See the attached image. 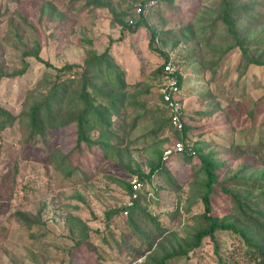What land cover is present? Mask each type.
<instances>
[{
    "label": "rangeland",
    "instance_id": "374dc122",
    "mask_svg": "<svg viewBox=\"0 0 264 264\" xmlns=\"http://www.w3.org/2000/svg\"><path fill=\"white\" fill-rule=\"evenodd\" d=\"M145 1L0 0V107L15 118L0 119V264H218L209 240L169 256L203 227V159L217 184L236 177L242 184L230 189L264 213V66L255 64L264 62V0H166L139 13ZM168 60L184 80L192 162L165 160L182 143L161 98ZM57 82L56 115L34 135L30 113ZM86 94L104 125L90 123L89 143L78 145ZM140 174L151 177L147 200L131 220L121 212ZM212 197L215 217L257 234L227 194ZM216 238L222 253L239 242ZM137 246L147 251L135 260Z\"/></svg>",
    "mask_w": 264,
    "mask_h": 264
},
{
    "label": "trees",
    "instance_id": "16d2710c",
    "mask_svg": "<svg viewBox=\"0 0 264 264\" xmlns=\"http://www.w3.org/2000/svg\"><path fill=\"white\" fill-rule=\"evenodd\" d=\"M164 2H166V0H162L158 2V4L154 8H156L157 6H159L160 4ZM224 20H225V24L228 26L229 32H231L232 34H236L234 30L235 29L234 21L229 19L228 16L224 17ZM141 22L142 21H139V23ZM146 27L150 28L148 25H146ZM136 30H137V27L133 29L134 32ZM151 33H152V39L150 42V47L152 48L157 34L153 30L151 31ZM238 43L242 44V42L240 41H238ZM241 47H242L241 49L243 51V54L245 56L246 49L244 48L243 44ZM166 62H164L163 65L161 66V80L163 83H164L163 66ZM255 64L264 66V62H260V61L259 62L256 61ZM74 67H75L74 65H68L62 69H59V72L60 73L65 72V71L70 72L74 70ZM178 81H179V85L181 88V95L183 98L184 80H183L181 70H179V73H178ZM62 84H64V82H59L58 85L56 84L57 86V87L55 86L56 91L55 93L53 92L54 95L52 93L51 96H49L50 97L49 100H47L46 102L44 101L41 104H37L32 109L30 113V118H31V123L33 127L35 128L34 135L44 134V130H46L47 126L50 123H52L54 116L56 115V111H57L56 105L57 103L60 104L62 97H63ZM58 91H59V94H58ZM162 101H163V98H162ZM84 104H85V109L83 113L78 117V122H77L78 129H79L78 145H81L83 143H89V141L87 140V135L85 131H87L86 128L88 129L90 127V123L96 122L100 124L102 123V125H104L103 119L100 113L97 112L96 108L93 106L92 101L88 98L87 94L84 99ZM44 115H45V118H44L45 125L43 124ZM0 119H6V120H9L10 122L15 120V118H13L8 112L2 110L1 107H0ZM168 122L174 131H176L179 135L180 134L182 135L180 141L184 143L187 148L188 142H189L187 124L185 123L184 129L182 131H178L172 126L170 119L168 120ZM191 147L193 151L195 152V155H192L188 153L187 151L180 154L181 156L185 157L188 160V162H192V158L198 154L197 149L194 148L193 146ZM202 161L204 162V166H205L204 172L207 177V181L204 183L203 191L201 193V198L204 203V213L202 215L203 227L201 229L199 228V230L196 231V234L193 236L192 241H185L184 248L183 246H181V248H179L178 251L173 252L172 255H169V256L170 257H181L182 254H186V252L192 250V248L194 249V248L201 247L205 240H209L210 242H212L213 246L216 247L215 254L218 260V264H240L237 258H241V260L243 261L242 264H264V213L262 211L258 212L259 207L258 206L254 207L253 206L254 204L250 202L248 196L242 197L239 192H234L232 189H230L231 187H235V185L242 184L241 181H238L237 178L235 177L227 183L217 184V177L215 175V170H216L215 164L209 161L208 159H203ZM156 169H158L159 171H161V169H164V162L158 164L156 168L155 167L152 168L151 173L153 174L156 171ZM140 177H141L140 181H142L145 184L146 179L144 178L146 177L149 178L150 176L149 175L145 176V174H140ZM127 188L129 190L128 197H130L131 194L133 193L132 185H128ZM145 189H146V184H145V187L142 189V191L139 192V197L138 199L134 201V205L129 209V214L128 216H126V218H131V220H133L135 211L139 208L140 204L142 205L144 200H147V195H144ZM260 189H263V187ZM177 191H180V187L177 188ZM220 193L227 194L235 202L236 208H237V215L240 216V218L248 226H250L251 230L254 229L257 234L251 235L249 232L240 229L238 226V222L235 220H231V218H225L223 220H220L218 217H215L213 215L214 203L212 200L213 198L212 196L219 195ZM262 193L264 197V192ZM148 200L150 201V199ZM149 201L148 203L151 204V201L150 202ZM262 205L264 209V204ZM251 207H254L255 209L252 210ZM120 212L121 211H119V213ZM174 213L175 212H171L170 216L172 217ZM113 214H116V212L114 211L109 212L107 214V217L110 218ZM121 215H123L122 212H121ZM147 216L149 220H151L156 225L155 229L157 232L159 233L167 232L169 228L164 227L163 226L164 223H162V221L158 222V219L156 216H152L150 214H147ZM223 231L233 233L239 239L238 244L233 249H229L228 251H225L224 253L221 252V248L220 246H218V241L216 238V234L219 232H223ZM151 246L152 245H150V247ZM119 248H120V251H122L124 247L119 245ZM146 251L147 249L144 250L137 246L136 252H135V256H136L135 260L137 258H143ZM154 264H165V261L161 260Z\"/></svg>",
    "mask_w": 264,
    "mask_h": 264
},
{
    "label": "built area",
    "instance_id": "2783aa9c",
    "mask_svg": "<svg viewBox=\"0 0 264 264\" xmlns=\"http://www.w3.org/2000/svg\"><path fill=\"white\" fill-rule=\"evenodd\" d=\"M162 0H148L140 5L138 12L142 14L148 13L152 10L158 2ZM164 73V83L162 88V98L163 102L168 111V118L171 121L172 126L178 131H182L185 126L186 116H185V107L183 98L181 95V88L178 81L179 68L176 65L174 60H169L163 66ZM188 152L192 155H195L192 147L184 143L177 144L173 150H168L165 153V160L173 155H180L184 152ZM145 187V184L136 178L132 183L133 193L125 202L123 208V216H128L129 209L134 205V201L138 199L139 192Z\"/></svg>",
    "mask_w": 264,
    "mask_h": 264
}]
</instances>
